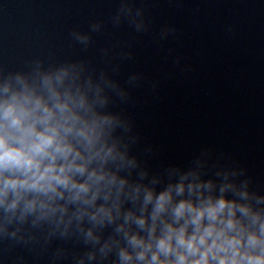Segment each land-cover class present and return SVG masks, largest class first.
Returning <instances> with one entry per match:
<instances>
[{"label":"clouds","instance_id":"obj_1","mask_svg":"<svg viewBox=\"0 0 264 264\" xmlns=\"http://www.w3.org/2000/svg\"><path fill=\"white\" fill-rule=\"evenodd\" d=\"M109 22L144 33L145 0H118ZM104 28L97 19L70 37L86 51ZM100 51L102 69L84 59L0 66V247L39 246L50 264H264V188L208 150L153 171L113 108L141 73L122 83L132 53L113 62L110 47Z\"/></svg>","mask_w":264,"mask_h":264},{"label":"water","instance_id":"obj_2","mask_svg":"<svg viewBox=\"0 0 264 264\" xmlns=\"http://www.w3.org/2000/svg\"><path fill=\"white\" fill-rule=\"evenodd\" d=\"M118 0H0V66L84 59L102 69L101 49L132 53L117 78L141 73L130 100L113 108L133 123V151L153 170L187 166L208 150L212 162L247 169L264 188V0H145L148 30L109 18ZM97 19L105 28L88 50L70 37ZM164 27L172 31L160 39ZM50 250L0 247L4 264H50ZM70 256L61 264H70Z\"/></svg>","mask_w":264,"mask_h":264}]
</instances>
